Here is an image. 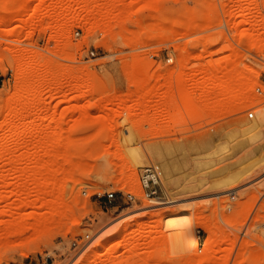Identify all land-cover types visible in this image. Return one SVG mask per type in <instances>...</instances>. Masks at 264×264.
<instances>
[{"label": "rangeland", "instance_id": "obj_1", "mask_svg": "<svg viewBox=\"0 0 264 264\" xmlns=\"http://www.w3.org/2000/svg\"><path fill=\"white\" fill-rule=\"evenodd\" d=\"M19 14L0 21V95L26 90L14 128L0 124V209L21 207L0 215V264H78L90 241L91 264H264V127L245 129L264 106V0H31ZM15 47L67 70L62 83L19 84ZM135 158L161 165V198ZM28 169L54 179L22 194L10 183ZM176 215L209 225L192 234L214 247L181 252Z\"/></svg>", "mask_w": 264, "mask_h": 264}, {"label": "bare ground", "instance_id": "obj_2", "mask_svg": "<svg viewBox=\"0 0 264 264\" xmlns=\"http://www.w3.org/2000/svg\"><path fill=\"white\" fill-rule=\"evenodd\" d=\"M31 0H9L8 1V4H11L14 5L13 7H9V5L7 7H5V13L4 15H1L0 14V21L1 22H10L12 20H15L17 18H19L18 14L21 12V10H24L28 7L29 3H30ZM151 1H149L150 3ZM153 2V0H152ZM152 4V3H151ZM92 8H94V6H91ZM91 8V9H92ZM56 10V9H55ZM58 10V9H57ZM62 11V10H61ZM248 11V7H244L243 9V12H242V15L244 16ZM59 12V11H58ZM55 14V13H54ZM54 14H51L49 16H51V18H54V20L59 19V17H63L64 18V15H62L63 13L59 12V13H56V15ZM20 15V14H19ZM56 17V18H55ZM63 18H61L60 20H64ZM87 19V18H85ZM27 21V20H26ZM25 21V22H26ZM82 21V20H81ZM87 21V20H86ZM86 21L84 20L83 23ZM64 22H67V21H64ZM63 22V23H64ZM62 23V24H63ZM82 23V22H81ZM26 24V23H23V25ZM65 24V23H64ZM63 24V25H64ZM67 24V23H66ZM22 25V24H21ZM19 26V25H17ZM20 27V26H19ZM19 27L17 28L16 26L14 27H11L9 28L8 30V33L10 35H15L17 33V30H19ZM22 27V26H21ZM20 27V28H21ZM62 27V26H61ZM10 52L12 54V57L14 58V60L16 61L17 63V66H18V76L16 77V81L19 82V84H22V85H25V83L29 82L31 84H33V86H38V85H42L46 82H56L57 83H62L60 82V77L62 76V74L65 75V73L67 72V70H65L64 68H56V66L52 65L51 64V60L48 58H45L43 59H40L41 56L38 54V51L34 54L29 53L26 49L22 48H11L10 49ZM35 52V51H34ZM40 53V52H39ZM43 56V54H41ZM0 61H1V58H0ZM59 75H61L60 77H58ZM54 85V84H53ZM61 85V84H60ZM62 86V85H61ZM34 87V88H35ZM43 87V86H42ZM33 88V89H34ZM21 89V88H20ZM19 89V90H20ZM23 89V90H22ZM22 89L19 91H14L12 93H10L9 95H7V97L5 99H2L1 95H0V110L4 111L5 114H4V117L3 119L0 121V124L3 125L2 123L5 122L6 120L8 121V125L10 126L11 129L14 128V126L16 125V120L18 118H20L21 116H23V113H22V109L23 107H17V105H14L12 106V103L13 101H20L24 98V95H25V88L22 87ZM32 89V90H33ZM42 89V88H41ZM38 90V88H37ZM40 90V89H39ZM28 91V90H27ZM35 91V90H34ZM32 92V91H31ZM120 100V99H119ZM117 101V100H116ZM134 102V100H132ZM137 101V100H135ZM12 102V103H11ZM14 102V103H15ZM120 102V101H118ZM132 102V103H133ZM18 103V102H17ZM126 103V102H124ZM121 104V103H118L120 105L118 106H121V105H124ZM131 103V104H132ZM131 104H128L126 106H131ZM124 107V106H122ZM212 113V112H211ZM9 118V120H8ZM259 127H264V106H262L261 109L258 110L257 112V115L256 117L254 118H251L248 123H247V127L245 128L246 130L248 131H251L253 129H256V128H259ZM244 130V129H243ZM245 131V130H244ZM246 132V131H245ZM39 135V134H38ZM2 136H1V140H2ZM3 142V141H2ZM90 142V141H89ZM1 143V142H0ZM6 144V142H4ZM76 143V142H75ZM86 143V142H85ZM88 143V142H87ZM3 144V143H2ZM62 142L60 139L56 140L54 143L52 142V146H59L61 145ZM78 144V143H77ZM226 143H224L223 145H220V147L222 146L224 148V145ZM238 147H245L246 145H249V143L245 140H241L239 143H238ZM8 145V144H7ZM6 145V146H7ZM10 145V144H9ZM2 146V145H1ZM76 146V145H75ZM78 146V145H77ZM76 146V147H77ZM10 146H8L7 148H9ZM74 147V146H72ZM219 147V148H220ZM221 147V149H222ZM226 147V146H225ZM247 147V146H246ZM4 148V147H3ZM78 148V147H77ZM251 151H253L251 149ZM250 151V152H251ZM140 155V153H139ZM143 155H141L142 157ZM140 157V156H139ZM143 158V157H142ZM142 158H135L131 164H128V168L131 170V171H135V167L136 166H139V165H142L144 164L143 162V159ZM260 159V157L258 158ZM262 160H264V155H262ZM133 175V174H132ZM6 179V178H5ZM54 179V177H53ZM52 179V176L51 175H48V174H43V173H36V170L34 169H28V172H27V175L26 176H23L22 178H19L18 180H15L14 183H10V184H15L16 187L18 188V186L22 189V194H27L29 191H28V187L30 188V186L36 182H43V183H49L51 182ZM12 181V180H10ZM231 181V179H230ZM6 181L4 180V183ZM9 182V181H8ZM3 183V181H2ZM7 183V182H6ZM232 183V182H230ZM229 183V184H230ZM8 184V183H7ZM13 185V186H15ZM18 185V186H17ZM12 186V185H11ZM219 186V184H218ZM223 186V185H221ZM234 186V185H233ZM14 187V189L16 188ZM19 188V189H20ZM230 188H233V187H229V188H225L223 187L219 192H225L227 190H229ZM13 189V188H12ZM10 192H13L10 191ZM28 199V198H27ZM17 201V200H16ZM171 201V200H170ZM170 201H167V202H170ZM18 202V201H17ZM14 203V205H9L6 209L4 208L3 209H0V215L3 214L2 212L5 211V212H8L9 214L11 215H14L18 208H21L20 207V204L18 203ZM36 202V198H30L29 200H25V206L29 205V206H33ZM159 202V201H158ZM166 202V201H165ZM151 205V204H150ZM24 206V205H23ZM22 206V207H23ZM28 206V207H29ZM146 206H149V203H146ZM6 216V215H4ZM9 216V215H8ZM42 218V217H41ZM45 218V217H44ZM75 218V217H74ZM140 217H135L134 219L139 221ZM171 219H169L167 221V224L169 226H171L172 228V235L171 237H173V239L175 240L176 242V245L177 247L179 248V250H181V252H184V253H187L191 248H193L194 246H200V245H203V246H207L209 247V250L211 247H214L212 245H214V241L213 239H201V237H199V235H193L192 234V226L194 223L196 222H199V223H203V225H205L206 223L202 220H199L198 216H193V217H190V216H184V217H180V215H176L174 217H170ZM3 220V219H2ZM6 220V219H5ZM133 220V219H132ZM9 221V219L7 220V222ZM12 221V219H11ZM46 219H40V222H45ZM10 222V221H9ZM11 223V222H10ZM13 223H14V220H13ZM39 223V222H38ZM129 220L124 222L114 233H120L122 230L125 231L128 224H129ZM141 224V222H139ZM41 224V223H40ZM166 224V225H167ZM167 225V226H168ZM208 228H210L209 225H205ZM171 230V229H170ZM210 230V229H209ZM134 234H137L139 233V230H135L133 232ZM168 235V234H167ZM167 242V241H166ZM93 243V241H90V243H88L87 247H85V249L79 253L78 256H82L81 260L79 261L78 264H91L94 260H96V258H99V255L97 254V248H98V243L91 246ZM213 249V253L214 254L215 252H218L217 250H220L221 248H218L216 250ZM211 249V250H212ZM210 253L212 251H209ZM209 253L206 254L207 256H210L211 254ZM206 255H204L201 259L203 262L209 260L210 257H207ZM78 258V257H77Z\"/></svg>", "mask_w": 264, "mask_h": 264}, {"label": "built area", "instance_id": "obj_3", "mask_svg": "<svg viewBox=\"0 0 264 264\" xmlns=\"http://www.w3.org/2000/svg\"><path fill=\"white\" fill-rule=\"evenodd\" d=\"M168 60H170V58H168ZM0 81H2L1 76H0ZM256 90L258 92L264 93V89H262L260 86H257ZM247 116L249 118H253L254 111L249 110L247 112ZM138 176H139V182H140L142 192L146 197H152V198H157V199L162 197L161 185H162L163 171H162L161 165L158 162H149L141 166L139 169ZM125 196L129 200H134L137 195L133 191H127L125 192ZM114 197H115L114 190H109L106 192V198L108 199L109 202H111ZM84 238L86 239V242H87L90 239L89 234L86 233L84 235ZM72 244L76 246L77 241L74 240ZM25 264H31V263H25ZM34 264H46V262H39V263H34Z\"/></svg>", "mask_w": 264, "mask_h": 264}]
</instances>
